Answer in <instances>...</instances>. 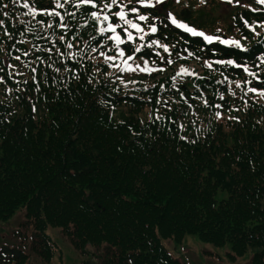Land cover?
<instances>
[{"label":"trees","instance_id":"1","mask_svg":"<svg viewBox=\"0 0 264 264\" xmlns=\"http://www.w3.org/2000/svg\"><path fill=\"white\" fill-rule=\"evenodd\" d=\"M19 1L0 0V221L24 210L32 250L47 261L52 226L82 249L103 242L102 264H186L162 243L185 234L228 243L231 260L250 252L247 264H264V5L254 0L233 15L237 48L187 34L153 0L154 7L137 4L149 19L129 15L148 32L141 41L130 30L135 44L158 39L169 52L134 54L129 42L121 58L83 6L67 28L45 16L48 28ZM37 5L55 8L52 0ZM93 46L117 58L105 62ZM128 54L133 68L147 60L156 71H121ZM182 58L204 74L184 63L193 75L176 69L155 79ZM228 60L235 63H218ZM27 259L18 245L0 246V264Z\"/></svg>","mask_w":264,"mask_h":264},{"label":"rangeland","instance_id":"2","mask_svg":"<svg viewBox=\"0 0 264 264\" xmlns=\"http://www.w3.org/2000/svg\"><path fill=\"white\" fill-rule=\"evenodd\" d=\"M61 2L63 3V0ZM25 3L29 5V8H25L26 11L29 12L30 8L37 9L36 16L38 18L42 16L40 18L42 25L45 26L51 22L45 20L47 15L41 14L42 11L38 8L37 0H20L18 5ZM153 3H155V0H153ZM253 5L254 0H164L163 4L157 6H160V16H165L170 20L174 17L178 22L183 21V23L197 31L203 32L207 36L218 37L217 40L219 42L222 40L231 42L239 41L234 33L233 15L239 11L240 7H253ZM83 7L84 10L81 8V11L83 10L87 17H90L91 11L97 10L90 6ZM182 9H189L188 18L181 14ZM74 10H77L74 3L64 5V8L60 10L61 15L64 16L63 23L70 16L66 15V13H72ZM115 10L118 9L114 8L113 11ZM38 13L41 15H38ZM29 16L33 15L29 14ZM244 21L246 24H251L249 19ZM92 22L95 23L93 20ZM98 28L97 26L96 29L98 30ZM241 42L240 45L243 43ZM93 47L99 48V52L102 51L99 46ZM184 63L187 64V67L196 68L198 74H204V69L200 64L193 60L182 58L174 64H170L169 67L163 68L164 71L159 70L155 79L175 75L176 69H180ZM207 63L206 61L205 64ZM147 80L149 79L146 77L145 81ZM45 232L49 236L53 249L52 257L49 261L32 250L33 240L35 239V235L33 236L32 234L34 233V228L32 223L25 218L24 210H18L8 220L0 221V246L6 244L22 247L28 255V259L24 264H102L107 258L108 253L103 242L100 246L87 245L86 248L82 249L77 247L72 238L59 227L50 226ZM162 243L172 257L178 258L179 261H183L186 264H247L251 255L250 252H247L231 260L228 256V253L231 252L228 243L222 246H215L212 243L200 240L194 234H185L179 242L163 239Z\"/></svg>","mask_w":264,"mask_h":264},{"label":"snow or ice","instance_id":"3","mask_svg":"<svg viewBox=\"0 0 264 264\" xmlns=\"http://www.w3.org/2000/svg\"><path fill=\"white\" fill-rule=\"evenodd\" d=\"M15 2V0H14ZM52 2L55 4V8L52 10H49L47 8H44L41 12L43 15H47L49 17H59L61 23L59 24L60 28H67L68 25L63 23L64 16L61 15L59 11H56V8H64L65 4L68 3H74L75 7L79 9L81 6H90L93 9H97L95 11H91L90 13V18L94 21L97 22L99 25H101L98 28V33L100 36L104 37L105 39V46L108 41L113 42V47L119 49L118 55L119 57L123 58L125 57V50L121 48V45H127L129 42L134 44V47L132 48V53L134 54H140L142 52V49H151L153 46H158L163 48V51L165 53L169 52V47L167 44H162L160 40L158 39H153L151 40L150 43L147 44H135V41L137 37L133 35V32L130 30H135L137 33H141L139 35L138 39L143 41L145 39V36L148 35V32H145V29L140 26V24L134 22L133 19L128 18L129 15H135V19H138L139 21H147L149 17L144 14H138L139 9L136 6L137 4L141 5L142 7H154L155 5L163 4L164 0H155V5L151 2V0H63V3L61 0H52ZM257 3L260 5H264V0H257ZM25 8H29V5L25 3L23 5ZM116 8L118 10L113 11V9ZM253 11H257V9H253ZM37 13V9L35 8H30L27 14L33 15L35 17ZM7 15V13H5ZM66 15H72L75 16V13H66ZM114 19L116 22H114ZM171 23L174 24L177 28L183 29L185 32L191 33L192 36H198V37H203L208 43H212L214 39H218V37H213V36H207L201 31H197L194 28L188 26L185 23L178 22L174 17L171 19ZM3 24V21L0 20V25ZM48 28H52L53 24L51 22L48 23L47 25ZM31 31V29H29ZM120 30V31H118ZM150 31L151 33H156L157 28L155 26L150 25ZM121 32L126 34V39L122 38ZM61 40L64 39L63 36L60 37ZM91 39H96V37H91ZM99 43V41H98ZM221 43L228 44L232 43L235 44L237 48L240 47V42L239 41H227V40H222ZM68 48H72L73 44L68 43L67 44ZM92 52H96L97 49L95 47L91 48ZM77 55V54H73ZM100 56H102L105 60V62L108 61H114L117 57L115 56H110L107 55L105 52L100 51L99 53ZM157 56H159V53H156ZM189 56L192 55L191 52L188 53ZM17 60L20 59V57H16ZM163 59V57H161ZM135 56L133 54H128L126 58L124 59V64L127 66L124 69H120L121 71H135L136 69H139L141 72L144 71H156V69H148L147 60H143L144 67H141L139 63L136 64V67L133 68L131 64L128 63V61H134ZM167 63H172V61H167ZM218 63H227V64H234L235 62L233 60H228V61H219ZM208 67H211L210 64L207 65ZM237 67H240V65H236ZM160 71H164L163 68L159 69ZM35 71V69H33ZM245 72L248 71L247 68L244 69ZM181 73L185 75H193L194 73L189 72L188 68L181 67L180 71L177 73V76H179ZM250 75H255L254 73H249ZM237 87H239V84H237ZM249 92L256 93L258 90L256 88H249ZM264 94V93H262ZM223 98V97H221ZM219 107V106H218ZM217 116L219 117V113H217Z\"/></svg>","mask_w":264,"mask_h":264}]
</instances>
